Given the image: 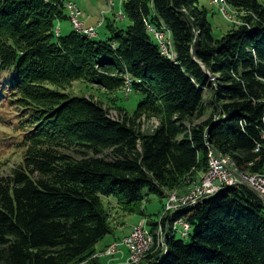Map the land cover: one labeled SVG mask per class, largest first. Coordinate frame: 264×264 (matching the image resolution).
<instances>
[{"label": "trees", "instance_id": "obj_1", "mask_svg": "<svg viewBox=\"0 0 264 264\" xmlns=\"http://www.w3.org/2000/svg\"><path fill=\"white\" fill-rule=\"evenodd\" d=\"M200 1L124 0L128 26L109 23L111 37L95 41L57 34L64 0H0V96L17 104L24 131L20 162L0 178V264H127L128 252L91 258L113 233L102 199L133 214L152 195L163 209L165 190L208 170L209 148L264 174V7L226 0L248 15L216 40ZM155 33L169 36L170 57ZM77 80L129 88L136 115L112 118L59 91ZM146 112L160 122L148 135ZM177 216L188 235L172 230L140 264H264V203L249 188L222 187Z\"/></svg>", "mask_w": 264, "mask_h": 264}, {"label": "rangeland", "instance_id": "obj_2", "mask_svg": "<svg viewBox=\"0 0 264 264\" xmlns=\"http://www.w3.org/2000/svg\"><path fill=\"white\" fill-rule=\"evenodd\" d=\"M123 1L124 0H64V12L67 20L58 21L56 23L55 29L57 30V34L59 33V30L62 35H68L74 31L70 18L72 12L67 9V3L72 2L80 11L78 16L80 26L83 25L84 28H87L88 30L93 29L96 31V36L94 38L95 41H106L111 37V34L107 29V24L110 23V25L118 28H125L129 24V21L124 19ZM258 3L264 7V0H258ZM200 8L206 11V17L212 27L213 37L216 40H220L224 36L237 31L245 23L243 18L248 15L247 11L232 8L227 4L226 0H201ZM162 36L163 34L159 35V37ZM163 38L166 39V36L164 35ZM167 39H170L169 36H167ZM167 39L166 41H168ZM152 40L154 43L157 42L155 35ZM159 48L161 52L162 49L164 50V47L161 44H159ZM163 53L166 54V51ZM169 53L170 50L168 51V54ZM167 56L170 57V54ZM59 91L69 97L84 98L101 104L107 114L112 118H121L124 117V115L130 117L135 116L137 106L141 102L139 95L134 92H128L124 87L121 89L116 88L115 90H107L106 88L99 86V84H92L86 80L74 81ZM208 95L209 92L206 91L205 97ZM20 113L21 110L18 109L15 102H9V99H4L3 96H0V178L8 177V175L12 173L11 170L20 162L23 149L18 147L17 143L21 141L24 133V131L19 128L20 124L18 118H20ZM149 115V112H146L142 119L139 120L141 132L146 135L151 134L160 124L157 118ZM229 165L231 164L229 163ZM207 171L204 174L194 172L192 176H188L184 179L179 188L165 190V195L162 200V203H165L163 209L160 204L161 200L152 195L147 202L137 206L133 214L124 212V210L111 198L102 199L103 209L109 223L108 225H110L113 233L96 244L91 258L95 259L102 257L110 261L112 258L118 257L123 259L121 254H119L118 257L112 256V258H110L109 255H112L110 250L113 249L115 243H125V238L122 240L120 239L125 235V237H129L132 234V227H138V223H144V227L149 230L146 221L141 222V220L145 218H151L154 222L158 221V224H161L162 221L169 224L171 221L179 219L188 225L181 216H175L174 219H169V217H167L172 210L171 204H175L174 202H177V200L182 202V200L185 199L186 203L192 202L193 199H190L189 197H193V191H195L201 181L206 178ZM259 176H264V174H259ZM196 179H199V182L196 181ZM182 186L186 188L182 189ZM179 204L180 203L178 202L176 203L177 206ZM185 208L186 207L182 209ZM140 210H145L146 217L137 215ZM184 223L177 225L176 232L178 233L175 234L177 238H181L180 233L185 237L188 232L184 228L186 226ZM165 232L167 235H172L171 231L167 232L166 230ZM122 252H125V254L128 252L130 255V252L126 249H123Z\"/></svg>", "mask_w": 264, "mask_h": 264}, {"label": "built area", "instance_id": "obj_3", "mask_svg": "<svg viewBox=\"0 0 264 264\" xmlns=\"http://www.w3.org/2000/svg\"><path fill=\"white\" fill-rule=\"evenodd\" d=\"M67 9L72 11V13L75 14L77 24L80 25L78 21V16L80 14V11L77 9L76 5L69 2L67 3ZM82 29H84V34L90 37H95L96 34L93 29L88 30L87 28H84L83 25H81ZM227 183H235L238 186H245L249 188L251 191H253L264 203V181L262 180H249V179H243L240 176H234L232 173L229 172V170L226 168V166L219 162V159L214 158L213 162V174L212 176L208 177L205 183H202L201 185H198L196 187V190L193 191L192 196L189 197L190 199H194L197 197H205L207 194L215 192L217 190L218 186L225 185ZM178 203L184 204L186 203V199L179 201ZM177 202H174L175 204H171V209L178 207L176 205ZM184 222L181 221L178 224H176L175 231L177 230V225L183 224ZM186 224V223H184ZM138 227H133L132 234L130 237H127L126 243H119L117 245L113 246V254L112 256L119 255V250H135V257L133 258H127L126 262L127 264H140V249L144 248V237H150V235H144V223H140L137 225ZM187 232L186 235H188L190 228L186 224L184 227ZM179 231V230H178ZM115 258H112L111 261H113ZM109 260V262H111Z\"/></svg>", "mask_w": 264, "mask_h": 264}, {"label": "bare ground", "instance_id": "obj_4", "mask_svg": "<svg viewBox=\"0 0 264 264\" xmlns=\"http://www.w3.org/2000/svg\"><path fill=\"white\" fill-rule=\"evenodd\" d=\"M111 2H113V1H111ZM70 18H71V21H72V24H73V28H74V30L76 32H78V33H80V34H82V35H84L86 37H89L90 39L91 38H94V37H90V36H87V35L84 34V29H82V27L77 24V20H76V17H75V14L74 13H72V15L70 16ZM160 34H162V33H155L154 35H155V38L157 40L158 45L161 44L164 47V50L162 49V52L160 50L161 55L167 56V55H169L168 54V51H169V44L170 43H169V41H166L167 37H166V39L163 38L164 37V34H163L162 37H159ZM164 51H166V54L163 53ZM126 90L131 93V90L129 88H126ZM214 158L219 159V162L222 163V164H224L226 166V168L229 170V172L232 173L234 176H240L243 179L262 180V181H264V176L250 175V174L248 175V174H246L244 172L242 173V171L239 170L238 168H236V166L234 165V163L229 158L223 157V156L217 154L213 149L209 148V151H208V164H209V166H208L207 175H206V178L203 179L199 185H201L202 183H205L206 180H207V178L210 177V176H212V174H213V162H214ZM229 163L231 165H229ZM232 186H238V185L235 184V183H227L225 185L218 186L217 187V190L215 192L209 193L205 197H209V196H212V195L216 194L217 192L220 191V189L222 187H232ZM205 197H197V198H194L192 200V202H190V203H184V204H181V205L179 204L178 207L173 208L171 210V213L169 211L170 214H168L169 216H167V217H169V219L170 218H173L174 219L175 216H177L176 214L179 213L182 208H184V207H186V208L192 207L193 205L197 204L199 201H201ZM178 220L179 219H177V220L175 219V220L171 221L169 224L166 223V222H164V225H163V223L158 224V228H156L155 229V232H153V233H152V231L147 230L144 227V235H150V237H144V246L145 247L140 249V263H142V261L145 260L148 255H150V254H152L154 252L153 251V248L156 247V245L158 246L159 250L162 249V248H164L166 246V237L168 235H167V233L165 231L166 230H167V232L168 231H171V232L175 231V227L174 226H176V224H178L180 221H182V220H179V221ZM164 227H165L166 230L164 229ZM124 240H125V243H126L127 242V237H125ZM114 245H117V243H115ZM110 251H111V254H113V249L110 250ZM122 251L123 250H119V254H122L123 253ZM128 251L130 252V255L127 256V258H133V257H135V250H128ZM123 254H122V257H124ZM109 256H110V258H112V255H109Z\"/></svg>", "mask_w": 264, "mask_h": 264}, {"label": "water", "instance_id": "obj_5", "mask_svg": "<svg viewBox=\"0 0 264 264\" xmlns=\"http://www.w3.org/2000/svg\"><path fill=\"white\" fill-rule=\"evenodd\" d=\"M163 250L165 251V247L162 248V249H160L161 252H162ZM164 254H165V252H164ZM145 264H150V261H149L148 263H145Z\"/></svg>", "mask_w": 264, "mask_h": 264}, {"label": "crops", "instance_id": "obj_6", "mask_svg": "<svg viewBox=\"0 0 264 264\" xmlns=\"http://www.w3.org/2000/svg\"><path fill=\"white\" fill-rule=\"evenodd\" d=\"M89 26H92V25H89Z\"/></svg>", "mask_w": 264, "mask_h": 264}]
</instances>
